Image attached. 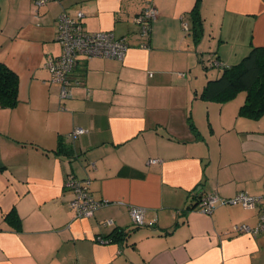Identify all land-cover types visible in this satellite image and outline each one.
Here are the masks:
<instances>
[{"label":"crops","instance_id":"0c3cea01","mask_svg":"<svg viewBox=\"0 0 264 264\" xmlns=\"http://www.w3.org/2000/svg\"><path fill=\"white\" fill-rule=\"evenodd\" d=\"M149 5L157 18L140 47L133 20ZM63 11L129 44L120 60L78 57L67 98L44 66L61 52ZM251 46H264V0H0V62L18 77L16 104L0 107V264H264V235L232 232L254 226L259 207L196 209L209 193H264V113L238 115L245 93L198 97L220 74L201 57L233 64ZM68 175L88 178L104 202L88 218L69 208ZM131 206L145 210L142 226ZM116 231L125 240L107 242Z\"/></svg>","mask_w":264,"mask_h":264},{"label":"built area","instance_id":"2783aa9c","mask_svg":"<svg viewBox=\"0 0 264 264\" xmlns=\"http://www.w3.org/2000/svg\"><path fill=\"white\" fill-rule=\"evenodd\" d=\"M37 7L48 1L60 0H32ZM83 13L77 11L70 15L63 11L58 16L56 31V40L59 42L61 52L57 56L47 55L44 66L49 72V82L60 86L59 97L67 98L70 96L69 89L73 84H79V81L72 79V73L75 68L77 58L83 57L91 59L94 57L123 59L129 44L125 37L117 38L111 31L89 32L82 26ZM157 18V10L154 6H145L134 17V23L138 28V35L142 38L140 47H147V40L151 24ZM182 27L186 30L184 21ZM84 132L83 128H74L69 137L74 138ZM65 188L72 190L74 197L69 202V208L74 212L77 218H88L100 206L103 201L97 200L90 189V180L88 178L79 179L73 175H68L65 181ZM219 203H240L244 208L250 209L259 207L257 222L254 226L246 224H235L232 226V232L235 234L246 233L251 235H264V193L261 196H249L244 192H238L234 197L222 199L217 194L209 193L202 195L196 203V209L205 214H210ZM143 208L137 206L130 207V216L133 226H142L144 224ZM112 223L107 220L106 224ZM111 242V239H107Z\"/></svg>","mask_w":264,"mask_h":264},{"label":"trees","instance_id":"16d2710c","mask_svg":"<svg viewBox=\"0 0 264 264\" xmlns=\"http://www.w3.org/2000/svg\"><path fill=\"white\" fill-rule=\"evenodd\" d=\"M195 39L202 35V18L199 4L190 11ZM204 69L218 68L220 74L209 78L204 83L198 97L205 101L225 103L234 99L239 92L245 93L243 103L239 106L238 115L258 119L264 113V46H251L250 50L236 63L224 64L213 56L200 59ZM209 62V63H207ZM18 77L3 62H0V107H13L17 102ZM196 135H200L194 127ZM201 196H198V201ZM197 201V202H198ZM190 205L188 208H191ZM14 212L6 218H14ZM138 227V226H136ZM113 234V233H112ZM127 233L116 231L111 241H123Z\"/></svg>","mask_w":264,"mask_h":264},{"label":"rangeland","instance_id":"374dc122","mask_svg":"<svg viewBox=\"0 0 264 264\" xmlns=\"http://www.w3.org/2000/svg\"><path fill=\"white\" fill-rule=\"evenodd\" d=\"M207 63H209V62H207ZM207 69L208 70H211V69H215V70H217L218 71V73H220V70L218 69V68H210L209 66L207 67ZM202 70H204V69H202ZM202 78V77H201ZM244 92H239V93H237V95H236V97H235V99L234 100H237L240 96H241V94H243Z\"/></svg>","mask_w":264,"mask_h":264}]
</instances>
